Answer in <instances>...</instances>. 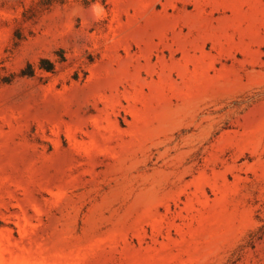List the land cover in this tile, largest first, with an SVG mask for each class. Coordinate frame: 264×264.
<instances>
[{"label": "rangeland", "instance_id": "374dc122", "mask_svg": "<svg viewBox=\"0 0 264 264\" xmlns=\"http://www.w3.org/2000/svg\"><path fill=\"white\" fill-rule=\"evenodd\" d=\"M0 264H264V0H0Z\"/></svg>", "mask_w": 264, "mask_h": 264}, {"label": "trees", "instance_id": "16d2710c", "mask_svg": "<svg viewBox=\"0 0 264 264\" xmlns=\"http://www.w3.org/2000/svg\"><path fill=\"white\" fill-rule=\"evenodd\" d=\"M45 64H48L49 65V68H47L48 70H52L53 69V65L52 63L48 62V61H44V65Z\"/></svg>", "mask_w": 264, "mask_h": 264}]
</instances>
